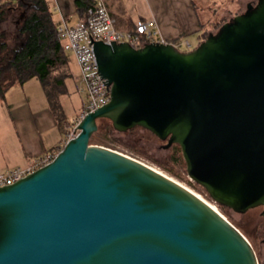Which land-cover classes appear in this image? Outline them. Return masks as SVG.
Wrapping results in <instances>:
<instances>
[{
	"label": "water",
	"instance_id": "obj_1",
	"mask_svg": "<svg viewBox=\"0 0 264 264\" xmlns=\"http://www.w3.org/2000/svg\"><path fill=\"white\" fill-rule=\"evenodd\" d=\"M109 102L52 161L0 186V264H258L248 240L163 172L90 144L97 119L180 147L210 199L264 215V0L194 48L95 44Z\"/></svg>",
	"mask_w": 264,
	"mask_h": 264
},
{
	"label": "crops",
	"instance_id": "obj_2",
	"mask_svg": "<svg viewBox=\"0 0 264 264\" xmlns=\"http://www.w3.org/2000/svg\"><path fill=\"white\" fill-rule=\"evenodd\" d=\"M58 2V18L62 16L67 20L69 10L75 11L73 0L72 8L66 0ZM105 3L117 20L118 28L130 30L135 21L154 20L160 36L167 43L175 40L174 46L184 45L187 51L197 46L203 40L202 32H210L213 26L209 23L211 19L208 15L203 18L199 16V7H203L207 13L218 15L214 23L220 18L225 20L240 13V2L235 0H105ZM79 85H75V93L82 97H79V111L73 120L80 113L85 100L84 93L78 91ZM65 87L66 93L59 97L64 114L60 123L55 120L36 78L15 85L6 92L5 99L0 100V173L24 168L45 153L61 149L66 139L64 134L73 121L67 118L64 111L65 100L69 99L66 98L69 91Z\"/></svg>",
	"mask_w": 264,
	"mask_h": 264
},
{
	"label": "trees",
	"instance_id": "obj_3",
	"mask_svg": "<svg viewBox=\"0 0 264 264\" xmlns=\"http://www.w3.org/2000/svg\"><path fill=\"white\" fill-rule=\"evenodd\" d=\"M77 17H81L92 0H73ZM18 11L21 24L16 32L17 44L6 51L7 45L0 32V100L5 99L6 92L15 85H22L32 78L39 81L49 108L60 123L64 119L62 107L59 103L60 95L66 93L65 80L69 76L64 49L59 41L57 25L53 21L46 0H0V26L8 17ZM226 20L220 18L212 27L218 28ZM211 32V31H210ZM203 39L209 31L205 30ZM175 44V40L169 41ZM138 128V127H136ZM135 129V128H134ZM134 129H131L133 131ZM115 132L108 119H97V131L92 135L90 144L104 146L106 139L115 141ZM57 148L56 151H59ZM170 162L163 165V169L176 175L172 171L174 165L186 173L185 163L177 144L171 145ZM218 205V204H217ZM222 210L224 206L218 205ZM261 209V207H257ZM255 209V208H253ZM252 210V209H249Z\"/></svg>",
	"mask_w": 264,
	"mask_h": 264
},
{
	"label": "built area",
	"instance_id": "obj_4",
	"mask_svg": "<svg viewBox=\"0 0 264 264\" xmlns=\"http://www.w3.org/2000/svg\"><path fill=\"white\" fill-rule=\"evenodd\" d=\"M59 12L57 5L53 8ZM81 17L70 25L61 16L57 24L58 38L64 51H70L79 71V92L84 93L85 100L82 109L66 131L65 142L77 133L78 123L88 113L94 112L109 102L110 90L105 79L99 73L95 44L106 45L127 43L139 48L147 43H167L159 34L154 20H138L130 30L118 28L117 20L109 12L105 0H92V5L85 9ZM64 145V144H63ZM58 151L47 152L29 163L24 168H14L0 173V186L12 184L21 177L35 171L52 161Z\"/></svg>",
	"mask_w": 264,
	"mask_h": 264
},
{
	"label": "rangeland",
	"instance_id": "obj_5",
	"mask_svg": "<svg viewBox=\"0 0 264 264\" xmlns=\"http://www.w3.org/2000/svg\"><path fill=\"white\" fill-rule=\"evenodd\" d=\"M55 1L59 7L58 0H46L53 21L55 22V24H57L58 22H60V19L57 15L58 12L53 10ZM66 1L70 2V8H72L71 0ZM235 1L240 2V8L238 12L241 13L245 11V4L250 0ZM252 1L254 5L256 3V0ZM232 7L234 8V4ZM72 10L73 9L69 10L70 17L67 18L68 24L70 25H72L77 19V16L73 13ZM197 11L201 18L205 17L206 15L210 17V25H213L217 18H219L215 13H213L212 15L211 13L205 12L203 7H199ZM229 18L231 17L229 16L225 18V20L227 21ZM21 19V14L18 11H15L0 26V32L3 33V41L7 45V49L5 50V52L12 49L17 44L16 32L19 28L18 26H20L21 24ZM216 30L217 28L212 27L210 31L215 32ZM1 40L2 39H0V42ZM175 48H177L179 51H187V47H185L184 45H177L175 46ZM2 54L0 53V57H2ZM64 55L66 57L69 69V76L64 79L65 85L67 86L69 91V96L66 97L69 99L65 100L64 111L67 118L69 120H73V118H75V115L79 111V97H82V95L79 96L75 93V85H79L80 83L79 71L73 54L70 51H64ZM114 139L115 141L106 139L105 141H103L104 144L102 145L104 146L102 147H106L119 153L125 154L129 157L135 158L145 163L146 165L157 169V171L159 170L160 172H163L164 174L187 188L189 191L212 205L216 209V211H218L219 214L227 219L228 223L230 222V224H232L239 232H241V234H243V237H245L253 246V251H255L258 255V264H264V246L260 244L261 232L262 230H264V221H262L259 215L261 209H252L243 214L236 213L226 207L225 209L221 210L218 205L210 199L205 190L194 183L192 180H190L187 174L184 173L181 168H178L177 165H174V168H172V171L175 172L176 175H173L172 173L167 172L165 169H163L162 166L168 165L167 163L170 162L171 146L169 148H165L166 142L159 140L147 130H144L142 128H135L133 131L130 130L127 133L115 134ZM169 165H171V163H169Z\"/></svg>",
	"mask_w": 264,
	"mask_h": 264
},
{
	"label": "flooded vegetation",
	"instance_id": "obj_6",
	"mask_svg": "<svg viewBox=\"0 0 264 264\" xmlns=\"http://www.w3.org/2000/svg\"><path fill=\"white\" fill-rule=\"evenodd\" d=\"M247 3L253 5V1H252V0L249 1V2H247ZM246 5H247V4H246ZM245 9H246V6H245ZM256 208H257V207H256ZM261 212H262V207H261V211L259 212V215H260V218L262 219V221H264V215H262ZM260 237H261V238H260V244H261L262 246H264V230H262V232H261V236H260ZM251 246H252V245H251ZM252 248H253V246H252ZM253 250H254V248H253ZM254 252H255V251H254ZM255 255H256L257 261H259V260H258V255H257L256 252H255Z\"/></svg>",
	"mask_w": 264,
	"mask_h": 264
},
{
	"label": "bare ground",
	"instance_id": "obj_7",
	"mask_svg": "<svg viewBox=\"0 0 264 264\" xmlns=\"http://www.w3.org/2000/svg\"><path fill=\"white\" fill-rule=\"evenodd\" d=\"M184 187V186H183ZM191 192V191H190ZM194 194V193H193ZM196 197H198L199 199H201L205 204H207V206H209L212 210L216 211V209L210 205L209 203H207L206 201H204L202 198H200L199 196H197L196 194H194Z\"/></svg>",
	"mask_w": 264,
	"mask_h": 264
}]
</instances>
